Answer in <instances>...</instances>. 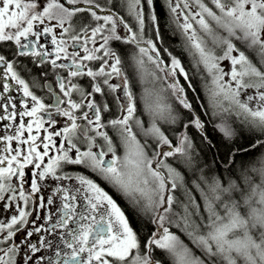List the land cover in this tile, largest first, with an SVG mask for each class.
<instances>
[{
    "label": "snow or ice",
    "instance_id": "1",
    "mask_svg": "<svg viewBox=\"0 0 264 264\" xmlns=\"http://www.w3.org/2000/svg\"><path fill=\"white\" fill-rule=\"evenodd\" d=\"M164 4L185 39L193 68L211 77L210 83L205 78L204 114L219 118L215 127L226 140L241 134L225 118L232 113L243 117L247 133L255 137L248 148L232 153V162L238 153L264 147V0H164ZM146 26L155 27L154 39L146 37ZM49 36L55 46L51 51L46 40L41 42ZM156 41L162 43L155 0H0V44H9L0 47L2 75H10L35 102L31 111L20 113L33 118L26 129L21 121L14 136L0 135V140L8 142L0 147V205L5 214L12 213L0 218V264H43L45 260L47 264H264V155L241 173L247 191L240 177L225 182L203 172L196 176L187 129L194 127L205 140L208 137L178 77L192 91L195 88L181 59L164 49L170 57V63L166 62ZM115 43L136 50L131 59L142 85L139 100ZM19 57L67 69L66 77L58 76L56 81L68 98L67 107H61L65 101L56 93L54 103L47 106L68 118L70 123L60 130L45 128L47 134L40 136L44 121L37 114L46 105L15 70ZM225 60L230 62V72L220 67ZM92 61L97 63L90 65ZM146 64L155 65L157 71L149 72ZM76 77L91 80L84 86L72 82ZM114 77L120 82L112 83ZM105 87L117 93L121 113L109 120L103 118L111 111L109 104L95 98L97 93L104 95ZM4 90H9L8 84ZM74 92L80 94L79 101L72 98ZM168 93L192 116L182 124L185 131L177 146L162 129L163 124H176L179 119ZM140 104L149 117L147 127L139 116ZM85 106L89 111L78 116ZM9 118L0 115V120ZM109 128L116 131L119 144ZM25 131L26 139L22 138ZM140 134L151 139L141 140ZM176 154L193 168L190 182L166 162ZM29 165L33 166L30 190L25 188ZM68 165L80 166L91 175ZM254 175L260 177L258 184ZM48 178L75 180L78 186L58 183L45 200L38 194ZM100 181L119 194L133 213L155 225L146 240L141 241ZM178 189L184 191L183 200H177ZM56 197L60 204L53 213ZM29 201L36 202L31 211ZM33 215L35 219H30ZM40 220L44 223L38 224ZM21 232L24 235L17 241ZM34 235L36 241L31 239ZM45 248H54V255L38 257ZM157 250L166 260L156 258Z\"/></svg>",
    "mask_w": 264,
    "mask_h": 264
},
{
    "label": "trees",
    "instance_id": "2",
    "mask_svg": "<svg viewBox=\"0 0 264 264\" xmlns=\"http://www.w3.org/2000/svg\"><path fill=\"white\" fill-rule=\"evenodd\" d=\"M155 10L158 16L159 31L162 37V43L156 41L158 48L162 53V58L170 63V57L168 53L164 51L167 49L168 52H171L172 55L177 56L181 59L182 65L185 67L186 71L189 73L192 85L195 88V92L192 89L187 87L188 82L184 79L179 78L180 85L184 86L187 97L189 101L193 104L195 111L200 114L202 121L205 123V134L208 137V140H205L200 132L194 127H189L187 129V134L192 141V149L190 150V155L192 156L193 165L195 167V174L199 176L201 172L207 175L209 178L213 176L223 177L224 181L227 182L229 179H235L240 177L239 183L248 190V186L243 184V179L241 177L242 171L250 168L253 163H255L261 155H264V147H258L256 149L250 150L248 152H241L236 154L235 162H232L231 155L237 149L248 148L251 143L254 142L255 137L250 136L246 131V126L243 123V117L238 116L235 113L230 115L226 114L225 118L237 129L240 135H237L232 140H226L222 133L218 131L215 127L217 123L220 122L219 118H214L209 112L207 115L204 114V108L207 107L208 99L205 91L206 72H197L192 66V58L186 50L185 39L173 22L171 17H166L164 11L161 7L160 0H155ZM151 27V26H149ZM150 37L155 38V29L151 27L148 29ZM123 46V44H119ZM126 47V46H123ZM133 48V47H132ZM134 49V48H133ZM134 51H136L134 49ZM125 64V71L129 74L134 85V92L139 100L140 93L142 91V85L138 79L136 70L132 68L128 59ZM148 69V68H147ZM151 72L150 69H148ZM160 76L164 74L158 73ZM91 78H87V83H89ZM148 80L151 81L152 77L149 76ZM158 87H162L163 84L157 82ZM170 99L169 102L173 104L174 109L177 111L179 119L176 124H163L162 129L165 131V134L172 140L173 145H178V138L181 132H184L182 124L188 123V120L192 118L191 113L187 109H184L175 99L171 96V93H168ZM95 97L106 99L109 101L110 109L114 112V118L119 115V103L117 102V97L115 93L108 91L105 87L104 95L98 94ZM107 113H104V115ZM139 116L142 121L147 123L148 116L143 112V105H139ZM139 138L141 140H150L151 138H146L140 134ZM211 141V144H209ZM154 143V142H152ZM173 168H176L183 175H185L186 180L189 182L193 178V168H189L185 163L184 156H176L167 158L166 161ZM235 173V176L232 175ZM260 177L254 175V183H259ZM177 200L184 199L183 189H178L175 193ZM179 208H177V211ZM129 220L134 227V229L139 233L141 240H145L148 233L152 228V223L145 217L140 218L136 214L132 215L129 212H126ZM160 252L156 251V255H159Z\"/></svg>",
    "mask_w": 264,
    "mask_h": 264
},
{
    "label": "flooded vegetation",
    "instance_id": "3",
    "mask_svg": "<svg viewBox=\"0 0 264 264\" xmlns=\"http://www.w3.org/2000/svg\"><path fill=\"white\" fill-rule=\"evenodd\" d=\"M160 4H161V7L164 11L165 16L170 17L168 9L166 8V6L164 4V0H160ZM151 27H153V26H151ZM151 27L146 26V29H145L146 37L150 36L148 29H150ZM153 28L155 29V27H153ZM29 39H35V38L29 37ZM65 39H67V38L65 37ZM45 40L47 41L48 50L51 51L55 47L54 45L51 44V37L50 36L49 37H43L41 39V42H44ZM119 44L120 43H115L114 47L122 54L123 58L128 59L130 64H133L131 57L135 53V51L132 48V46L123 44V46H126V47H123V46H120ZM0 47L8 48L9 44H7V43L0 44ZM12 47H14V45ZM69 51H72V49L69 48ZM81 54H83V53H81ZM161 55H162V53H161ZM54 58H55L54 56L50 57V59H54ZM17 59H18L19 63L16 65L15 70L20 75V77L25 80V83L28 84L29 91L32 92V94L35 95L37 97V99H39L43 104L46 105V109L37 114L44 121V127L40 129V136L42 137V136L47 134L44 131L45 128H47L49 132L58 131L61 128H63L66 124L70 123L68 121L67 117L58 115L55 112V108H50V109L47 108L48 105H52L54 103L53 93H56L57 95H59L61 97L62 100L65 101V103L61 104V107L62 108L67 107L66 101L68 98L64 97L63 94L60 93L59 86L56 83L58 76L66 77L67 69H53L49 62H46L44 65H37L36 63H34V58H32V57H19ZM58 63H60V61H58ZM45 72H47V76L44 75ZM2 73H3V68H0V115H3L5 117H10V118L0 120V135H12V136H14L15 130H16V128L19 127L21 121L24 122L25 129H26L28 122L33 120L32 117H29L27 115L21 117L20 113L24 112V111H31L35 102L32 100L31 96H25L24 95L22 85L16 83V81L13 80L10 75L7 77H4L2 75ZM87 78L88 77L72 78V82L73 83H80L84 86H87V84H88ZM5 84L9 85L8 91L4 90ZM98 94L99 93H97L96 95H98ZM115 94L117 97V93H115ZM72 98L76 101H79L80 100V94L74 92ZM95 98L100 103H109V101L106 99H102V98H98V97H95ZM49 111L52 112L51 117H49V115H48ZM86 111H89V110L85 106L83 109L77 111V115L80 116V115H82L83 112H86ZM13 113H15V115H13ZM119 114H121L120 109H119ZM113 116H114V112L112 110L105 115L103 114V118L105 120L112 119L111 117H113ZM50 120H55L56 123L51 124L49 122ZM78 123L86 124V121L78 120ZM108 132H109V135L114 138L115 142L117 144H119V137H118L116 131L109 128ZM32 134L36 135L35 126L33 127ZM27 136H28V132L25 131L22 138L26 139ZM54 139H56L57 142H59V140H60V138H58V137H54ZM99 142L103 143L102 140H99ZM7 143H8L7 141L0 140V147L6 146ZM16 143H17L16 141H12L13 146H16ZM23 147L26 150L27 146L25 145ZM54 154L55 153H50V155H54ZM120 154L121 155L123 154L122 149H121ZM45 162H47V158H45ZM66 167L73 170V171H81V172H85V174H87V175H91L90 173H87L86 170H84L80 166L68 165ZM32 170H33L32 165H29L28 168L25 169L26 176L29 177L28 182L25 184V188L29 189V190H30V175H31ZM58 183L63 184L66 187L78 186V182L75 180H72V181L65 180V181L57 182L51 178H48L43 182L42 192L38 195H43L45 197V200H46L47 196L49 194H51L52 189ZM100 183H101V186L104 187L105 190H107L109 192V194H111L113 196V198L117 201V203L122 208V210L125 211V213L129 212L132 215L135 214L131 211V209L128 207V205L126 204L124 199L119 194L114 192L110 187H108V185L104 184L102 181H100ZM59 204H60L59 197H56L55 204L51 206L53 213H55L56 208L59 206ZM34 207H36V202L35 201H29L28 210L31 211ZM37 210L39 211V209H37ZM46 211H47V209H45L44 212L41 213V215L45 214ZM11 214H12L11 212L5 214L2 211V205H0V218H4L5 215L10 216ZM126 215H127V213H126ZM30 219H35V215L30 217ZM37 223L43 224L44 221L40 220ZM29 227H31V225H29ZM154 228H155V225L152 224V228H151L150 232L148 233L147 237L151 234V232L154 230ZM57 231L59 232L61 230L58 229ZM22 235H24V233H22V232L19 233L17 235V237H15V239L18 241L20 236H22ZM147 237H146V239H147ZM48 238L52 239V236L49 235ZM31 239L33 241H36L38 239V236L34 235ZM54 251H55L54 248H52V249L45 248V249H41V251L38 252L36 255L38 257L41 255H43L45 257L53 256ZM157 251L160 252L159 250H157ZM156 258L161 259V260H166V257L161 252L159 255H156ZM43 264H47V260H45L43 262Z\"/></svg>",
    "mask_w": 264,
    "mask_h": 264
},
{
    "label": "rangeland",
    "instance_id": "4",
    "mask_svg": "<svg viewBox=\"0 0 264 264\" xmlns=\"http://www.w3.org/2000/svg\"><path fill=\"white\" fill-rule=\"evenodd\" d=\"M88 63H89L90 65H94V64H96L97 62H96V61H92V62H88ZM131 66H132V68L135 69L134 64H131ZM146 67H147L148 69H150L151 72H156V71H157V69L155 68V65H152V64H146ZM220 67H221L222 69H224L225 72H230L231 65H230V62H229V61H227V60H225V61H221V62H220ZM162 74H163V73H162ZM206 77H207V82L210 83V82H211V77L208 76V75H207ZM180 78L183 79L182 76H181ZM168 79L171 80L172 77H169ZM225 79H226V80H227V79H230V77L226 76ZM111 82H112V83H118V78H115V77H114L113 80H112ZM251 92H252V90L249 89V90H248V93L251 94ZM118 93H119L120 100H123V93L119 92V90H118ZM241 98H242V99L244 98L243 95H242ZM117 102H118V100H117ZM119 115H120V114H119ZM148 119H149V117H148ZM148 122H149V120L147 121V123H145V126H146V127H147V125H148ZM153 142H154V141H153ZM164 150H165V151L168 150V147H167L166 145L164 146ZM176 156H181V155H180V154H176L174 157H176ZM171 157H173V156H171ZM161 158H162V157H161ZM168 158H170V157H168ZM162 159H163V158H162Z\"/></svg>",
    "mask_w": 264,
    "mask_h": 264
},
{
    "label": "water",
    "instance_id": "5",
    "mask_svg": "<svg viewBox=\"0 0 264 264\" xmlns=\"http://www.w3.org/2000/svg\"><path fill=\"white\" fill-rule=\"evenodd\" d=\"M120 81H119V79H118V83H119Z\"/></svg>",
    "mask_w": 264,
    "mask_h": 264
}]
</instances>
